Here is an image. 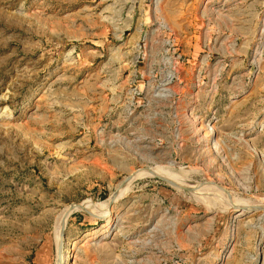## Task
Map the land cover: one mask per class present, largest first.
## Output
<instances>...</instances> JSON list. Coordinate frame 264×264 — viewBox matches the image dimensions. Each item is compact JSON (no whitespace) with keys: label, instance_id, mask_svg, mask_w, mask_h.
<instances>
[{"label":"rangeland","instance_id":"obj_1","mask_svg":"<svg viewBox=\"0 0 264 264\" xmlns=\"http://www.w3.org/2000/svg\"><path fill=\"white\" fill-rule=\"evenodd\" d=\"M68 246L264 264V0H0V264Z\"/></svg>","mask_w":264,"mask_h":264},{"label":"bare ground","instance_id":"obj_2","mask_svg":"<svg viewBox=\"0 0 264 264\" xmlns=\"http://www.w3.org/2000/svg\"><path fill=\"white\" fill-rule=\"evenodd\" d=\"M156 169V168H155ZM158 169V168H157ZM146 171V170H145ZM143 172H144V170H143ZM148 172V171H147ZM153 172L155 173V170L153 169ZM149 173H151V171H149ZM156 173H158V174H160L162 177H164L168 182H170V184H172L173 186H177L178 188L179 187H187L188 189H191V190H193L194 191V189L193 188H191L192 186L191 185H184L186 182L181 178V177H178L177 175H172V174H170V173H168V172H166V171H164V170H160V168H159V170H156ZM148 175V176H147ZM149 175L150 174H148V173H138V174H136V176L134 177V178H139V177H144V176H147V177H149ZM154 175V174H153ZM159 175V176H160ZM154 176H156V175H154ZM158 176V175H157ZM184 178V177H183ZM162 179V178H161ZM187 184V183H186ZM191 186V187H190ZM194 187V186H193ZM196 191V190H195ZM194 191V193L196 194V192ZM198 194V193H197ZM200 196V195H199ZM197 197V196H196ZM200 197H202V196H200ZM199 197V198H200ZM198 198V197H197ZM203 199V198H202ZM238 203V202H237ZM245 206V205H244ZM241 207L240 209H238V210H236L235 212L237 213V211H239V216H236V217H240V216H242V215H244V213L246 212V211H252V213H253V211H255L256 209H254V210H250L249 209V207ZM263 206V205H262ZM90 205H89V203L88 204H82V205H73V209H76V210H78V211H82L83 209L84 210H86V211H90ZM101 208H103V207H101ZM100 208V209H101ZM253 208V207H252ZM251 208V209H252ZM260 208V207H259ZM232 209V208H231ZM98 210V209H97ZM235 210V209H234ZM259 210H261V209H259ZM69 211V210H68ZM107 211V210H106ZM83 212V211H82ZM94 213V212H93ZM61 221V220H60ZM108 224H109V221H108ZM61 225V224H60ZM61 229V228H60ZM60 231V230H59ZM58 231V232H59ZM61 233V232H60ZM59 233V234H60ZM58 234V235H59ZM62 236H63V231H62V235H60L59 237H58V244H59V242L62 240ZM67 245H69V241H67ZM71 248H70V246H68V248H67V250H66V252H67V254H66V256H65V258H64V260L62 261V264H69V259L71 258ZM58 252H59V248H58ZM59 254V253H58ZM58 259V258H57ZM58 264H60V255H59V260H58Z\"/></svg>","mask_w":264,"mask_h":264},{"label":"water","instance_id":"obj_3","mask_svg":"<svg viewBox=\"0 0 264 264\" xmlns=\"http://www.w3.org/2000/svg\"><path fill=\"white\" fill-rule=\"evenodd\" d=\"M169 184H170V183H169ZM170 185H172V184H170ZM172 186H173V185H172ZM174 187H176V186H174ZM186 190H188V191H190V192H193V191H192V190H190V189H186ZM113 200H114V198H113ZM113 200H112V201H113ZM82 211H83V212H85V213H87V212H88V211H86V210H84V209H83Z\"/></svg>","mask_w":264,"mask_h":264}]
</instances>
